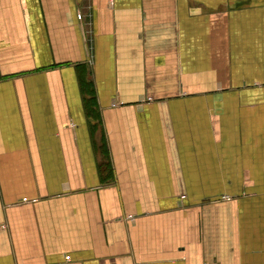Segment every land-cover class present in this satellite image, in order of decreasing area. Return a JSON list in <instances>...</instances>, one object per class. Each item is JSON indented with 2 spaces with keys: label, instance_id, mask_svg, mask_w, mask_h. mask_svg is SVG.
<instances>
[{
  "label": "crops",
  "instance_id": "obj_1",
  "mask_svg": "<svg viewBox=\"0 0 264 264\" xmlns=\"http://www.w3.org/2000/svg\"><path fill=\"white\" fill-rule=\"evenodd\" d=\"M0 264H264V0H0Z\"/></svg>",
  "mask_w": 264,
  "mask_h": 264
},
{
  "label": "trees",
  "instance_id": "obj_2",
  "mask_svg": "<svg viewBox=\"0 0 264 264\" xmlns=\"http://www.w3.org/2000/svg\"><path fill=\"white\" fill-rule=\"evenodd\" d=\"M79 80H80V83H81V86H82V89H83L84 93L85 94L89 93L90 95H92V92L89 91V85H88V82H87L86 75L82 74V73H79ZM89 100L92 101L93 98H90Z\"/></svg>",
  "mask_w": 264,
  "mask_h": 264
},
{
  "label": "built area",
  "instance_id": "obj_3",
  "mask_svg": "<svg viewBox=\"0 0 264 264\" xmlns=\"http://www.w3.org/2000/svg\"><path fill=\"white\" fill-rule=\"evenodd\" d=\"M115 105H117V104H115ZM69 258V257H68Z\"/></svg>",
  "mask_w": 264,
  "mask_h": 264
}]
</instances>
